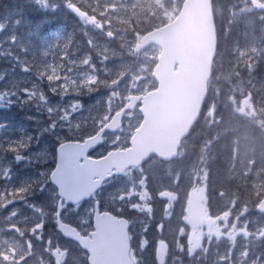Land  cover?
<instances>
[{
	"label": "rangeland",
	"instance_id": "rangeland-1",
	"mask_svg": "<svg viewBox=\"0 0 264 264\" xmlns=\"http://www.w3.org/2000/svg\"><path fill=\"white\" fill-rule=\"evenodd\" d=\"M36 1L38 4L48 10L49 14L53 16L52 18H55L53 14V5L56 0H48L47 4L43 3L42 0ZM145 2L146 0H141V3L144 4ZM181 2L182 0H168L170 10L164 12L159 19L169 20L173 18L177 14ZM135 3H137V0H113L111 2V4L129 6L128 9L120 7L119 10L116 11L117 15L115 17H117V19H114V21L116 22L115 25L122 24V21L118 17H127L128 15H125V12L130 10L131 5ZM233 5L234 6L231 7L233 10L232 17H234L235 19L237 18L238 23L244 20L243 26H240V28L242 29V36L240 37V41H237L238 44L233 45L229 50L233 54L231 60L229 62H221L220 67H218L219 70H217L216 73L218 79L216 80V82H219L218 85L220 87H223V89L226 91V99L234 107V109L242 106L243 101L245 99H248L249 95L251 96V102L256 109L264 108V92L258 93L259 90L255 89L256 87H252L253 82H256L257 79H259L257 68L252 72H249L247 69V65H245L243 62L244 58L240 56L241 51L248 52L254 47L257 49V52L252 53L251 58L256 61L258 59H261V61L264 62V19L261 18L262 16H264V10L252 7L251 0H237V2ZM14 10L12 8L0 5V43L2 39L7 40L10 38V36L15 35V31H17V29H14V27L12 26L18 20L15 13L16 11ZM136 10L138 12L140 11L139 8H137ZM137 28L138 27H136L131 34L124 33L122 30H119L120 28H117V30L115 31L112 30L114 33L113 37H109L106 34L107 32H105V37L101 42H99L97 39L99 37L100 39L103 38L104 33H101L98 36L95 32L93 33L94 38L93 40L91 39L90 46H97L95 49V53L97 56H100L102 61L106 62V71L109 73L110 79H112L114 75L120 72H123L124 75L120 78L117 84L109 87L108 92H104V89L102 91L97 90V86L95 84L93 85V88L95 89L94 91L89 92L86 89L89 92L88 102L86 98L87 94L84 95L83 91H81V88H83L81 86V82L86 80L89 74L94 73V71L89 73L88 69H80V67H85L91 63V60L87 64L81 63V60L85 58L86 55H88L87 53L80 54L79 57H73V53L69 54L67 52L66 54L65 51L53 52L54 48L56 47V43L50 42V36L46 38L36 37L35 45H33L32 42L29 43L26 40V42L23 43L25 46L31 45L35 47L33 55L35 60H37L38 62L36 66L44 69L37 75L30 76L26 72L25 66H32V64L26 63L27 61L25 62L23 57L25 56L26 58V56H28L26 48L23 47L21 49L22 52L15 53L14 51H12V53H10V45L7 44L6 56L11 58V55L14 53L16 54L17 58L12 57V59H9V62H11L10 68H6L3 72H1L0 70V75L7 74L0 76V86H10L9 81L11 79H19V81H23V79H29L30 86H24L25 84L23 83V86L18 88V90L0 89V109L8 110V106H14V104H17V108H20V110H22L25 114V116L22 117V112H17L15 118L12 117L10 122H8V119L6 118H0V142H8L9 144L12 143L13 145L26 143V145H29L32 142L31 139L35 138V148H37V145L40 143L41 139H47V134H44L43 137L40 136L39 127L45 121L50 124L55 113L63 115L65 111H69L71 113L72 120L85 119L87 121H93L102 118L104 121H108L111 117V114L118 110L119 107H121L120 105L123 103V101L126 102L131 94L138 93L140 91L132 90L130 93L127 91L131 83L133 82L134 77L136 78L135 75L137 73H127L124 68L125 66H127L126 64H128L129 66L132 64L130 62L125 63V58L129 59L131 57L129 56V54H132L134 46L142 35V33L137 31ZM116 36V40L121 43L122 47L116 44ZM133 54L135 53L133 52ZM159 54V48L153 46L146 52L140 55H136L133 58L138 60L136 62V65H138L139 69H141L142 67L147 68L150 72L152 64L153 62L156 63ZM31 58L32 55H29L27 57V60H31ZM5 63L7 64L6 60ZM41 73L45 74L41 75ZM94 74L98 76V72ZM49 75H52L54 77L58 76L59 79L49 80L47 78ZM5 77L6 80H2V78ZM151 77H137L136 82L139 85L144 84L147 81L146 88H149L154 85ZM9 78L10 80H8ZM38 78H40L41 82L37 81ZM102 78L104 79L103 76ZM246 80L250 81V88L247 87L246 84H244ZM58 82L61 90L59 91V88H57L55 91L50 90L51 88L54 89L53 83ZM221 90H219V96L221 94ZM58 91L59 93L55 94ZM116 91L121 92V95L119 97L112 95V93ZM237 93L238 95L236 96L235 94ZM229 95L231 96L232 100L229 98ZM219 96L218 92L214 91L213 87L212 93L210 95V102L204 113L205 123L207 127L210 125V116L208 115V109L212 105L216 106ZM233 101L235 102V104L233 103ZM49 109H52L53 111L50 112ZM216 112L217 108L215 113ZM131 113L134 114L135 118L133 116L127 115L126 123L124 126L131 127V131L126 133L120 131L119 139H116L115 144L110 143L107 146L103 147V149L101 150L102 152L106 149L115 148L116 146H124L129 141L133 130L139 125L141 121L136 112ZM12 115L14 116V114ZM237 115V130L243 131L245 136L250 131V128L248 124H244V120L240 119V115L246 116L251 123L256 124L258 127L264 128V123H261V120H264V117L260 116L259 114H257L255 117H250L238 112ZM2 146H4V144H2ZM17 155H13L15 160ZM26 156L28 157V165L25 168L32 167L35 169L34 156ZM11 158V154L0 153V164L4 165L5 162L8 163V165H6L5 167L0 165V177H5L7 171L10 170L9 165L12 162ZM16 162L18 163L19 161L16 160ZM180 163L181 165H179L177 169L180 172L178 173V176L182 178V181L174 183L173 185L165 188L171 187L172 189L177 190L179 192V195L185 196V203L178 204L179 196L177 197L176 195L174 200H169L168 198H166L165 200L168 203L167 208L165 209L166 213L164 218L167 219L170 223L173 222L176 239L178 240L180 238H184L183 240H178V243L182 244L186 242L188 247L199 245L201 242L206 243V233H208L213 228L218 227L221 223L220 221H217L216 216L212 212L217 209H222V205L220 203H216V208L210 211L208 206L206 205L203 192L197 183L199 177L195 176V173H193L191 178H187L186 174L192 171L193 161L187 157H182ZM195 164L199 165V167L205 166L204 162L199 160H196ZM237 167H239V165ZM233 171H235V169H233ZM35 172L36 169L35 171L31 172V175H33V173ZM132 173H128L125 180L123 181L122 179L121 181H123V183L126 182L131 185L134 182L138 183L139 179L145 177L144 171H136L134 172V174ZM262 174L263 173H261L260 176H256L254 170L253 173H249L247 176H244V173L241 172V181H245L246 183H248L246 186H243V192L237 186L236 179L233 178L234 190L239 196L240 203H237V199L235 200L234 204L229 205L231 207V212L229 213L227 221L229 224L235 222L237 225L242 226L243 224L247 223L248 229L251 232L255 233L257 229H259V227L255 223H263L253 213V209L258 202V196L256 195V192H252V182H259L260 179L264 178ZM28 179L29 178L27 176H24L22 178V181H26L27 183ZM26 183L20 182V184L14 185L10 189V194L13 195L15 189L26 186ZM113 186L115 187L116 184L114 183L108 190H111ZM46 187L53 190L50 185H47ZM151 188L152 190H154V187ZM158 188L162 190L165 189L161 186ZM42 191L37 192L36 198H33L31 200V203L37 201L40 205L39 208L43 210L45 208L44 211H52L51 209L53 205L56 206L55 201L51 195H43ZM169 201H171L170 204ZM12 208L13 207L8 208V219L11 220L13 217L15 220H19L20 213L18 212H21V209L15 208V210L18 212H15L16 214L12 215ZM244 208H247V211H245L243 215H241V211ZM124 211L128 213L133 212V218L135 219L134 231L137 233V238L140 239V237L142 236V230L145 228V225L148 224L145 223V219L148 218L149 222L153 218V205L151 215L138 213L135 210H128L127 208L121 211V213H123ZM25 212L28 215L29 221V223L27 224L28 232L24 242H19L21 243L19 245V251H22L24 245H27V242L29 240L32 242L33 247L31 249L32 255L24 262V264H36V261L34 260L35 257L39 258L40 262L41 258H43V264H56V258L52 254V252L50 250L48 252L46 251L51 245H49L48 242L43 241L42 239H38V237L41 235V231L38 229L36 233H33L30 230L36 224L41 223V220L43 218L42 211H35V215L33 216L30 215V212L26 208ZM230 214L235 215V221H232ZM63 218L67 221L77 223L79 227H86L87 230L91 229V220L86 225L82 226L79 225L77 217L71 213H63ZM11 237L12 243H18V237L12 234L10 229H4V226L1 227L0 223V247L4 244V242L8 240L10 241ZM240 238L241 243H243V247L246 246L250 248L253 247V244L250 242L255 241L256 239L255 236L249 237L248 239L240 236L238 237V244ZM238 244L233 249V251L238 249ZM58 245L60 246V248H70L71 250L73 249L72 255L74 258L71 260V264H76L75 260H79L81 253L74 246H72V244H68L64 241H61L60 243L56 242L52 246L55 247ZM241 250L242 249H239L237 252L239 253ZM27 251L29 250L22 251V254ZM177 251L179 252V249Z\"/></svg>",
	"mask_w": 264,
	"mask_h": 264
},
{
	"label": "clouds",
	"instance_id": "clouds-1",
	"mask_svg": "<svg viewBox=\"0 0 264 264\" xmlns=\"http://www.w3.org/2000/svg\"><path fill=\"white\" fill-rule=\"evenodd\" d=\"M47 4L48 0H42ZM170 10L168 0H146L144 7L141 9L138 15H128L127 17H119L122 21V25H127V29L133 28V18H135V25L138 28H146L152 26L154 20L159 19L164 12ZM117 19V17H113ZM121 25V26H122ZM116 25L113 26L115 29ZM91 43V41H90ZM94 46V45H93ZM219 55V53H217ZM86 57H90L86 55ZM81 60L83 63L84 59ZM245 64V63H244ZM257 68V61L251 59V67L247 66L249 72H252ZM142 74L146 77L150 76V72H145L144 68H141ZM217 68L213 64L209 77V88L211 90L212 85L218 79ZM124 75L120 72L110 80L100 78L96 74H89L88 78L81 82V86L87 89L89 92L94 91L93 85L97 87L105 86L112 87L117 84L120 78ZM95 76L94 82H89L90 77ZM75 83V82H73ZM147 81L144 84H137L134 77L133 82L127 91L130 93L132 90L146 89ZM113 96L119 97L120 91L112 93ZM211 95V91L209 92ZM52 112V109H49ZM128 116H134L133 113H127ZM205 123V115L202 111L200 115L193 119L188 131L185 133L183 140L178 146V152L175 154L180 157H187L193 161L192 171L188 172L187 178H191L193 173L199 177L198 186L201 188L206 205L211 211L212 207L216 203L222 205V209H217L213 214L216 216L217 221H220L218 227L210 230L207 235V243L201 242L198 246L184 247L182 244H177L180 255L176 259L180 260V264H264V227L257 229L255 233L248 229L247 223L242 226L237 225L235 222L229 224L228 217L231 212L230 204H234L235 200L239 199L237 192L234 190L233 178H236V182H239L241 172L244 176L249 173L260 176L264 173V138L255 142L254 147H249L247 144L243 145L238 151L240 152L239 167L236 166L235 161L232 167L228 169L227 173L223 176H218L214 171L212 161L213 157L210 155L212 148V141L207 139ZM130 132L131 127H122L119 117L106 122L102 118L93 121H87L85 119L72 120L71 113L65 111L63 115L55 113L52 117V122L49 124L45 121L39 127V134L41 137L47 134V139H41L37 145L36 151L33 153L35 160V169L37 172L35 180L28 185L29 193L36 191L41 192L45 196L51 195L55 201L56 208L54 212L44 211L38 208L37 211H42L43 217H60L61 213H71L77 217L79 225H86L92 218L93 213L97 210L100 203H104L107 208H114L117 212L123 211L125 208L128 210H135L138 213H144L151 215L152 213V201L156 198L152 192V189L144 188L139 179L138 183L118 184L112 187L111 190L106 191L109 185L113 184L114 177L111 173L101 172L96 180H94L90 187L83 193L74 194L68 196L61 192L60 187L58 191H54L46 186L50 183L57 185L52 180L51 173L55 170L56 159L58 149L61 144L70 138L80 140L85 146L90 147L92 150L103 148L108 144H115L116 139H119V132ZM115 138V139H114ZM203 161L205 166L199 167L195 164V161ZM235 169V171H233ZM148 184L147 181L144 182ZM264 178L259 182H252V192L261 191L264 192ZM151 191L150 198L136 200L135 194L140 191ZM163 191L172 192L177 197L179 192L175 189L165 188ZM264 199V198H262ZM85 201H88L87 205ZM171 201H169V204ZM247 211V208L242 209L241 215ZM260 211L264 212V210ZM227 214V215H226ZM41 223H45L42 219ZM134 220L128 219V233L127 241L129 245L130 264H144L142 253L146 249L143 242H149L146 237L141 236L137 243V233L133 230L132 225ZM21 235L24 230L19 229ZM77 231L81 235H87L86 227H78ZM243 236L245 239L255 236V241H251L253 247L250 249L244 247L237 256H233V249L238 244V237ZM214 238V239H213ZM215 244V247H213ZM9 246L16 245L9 244ZM59 246V245H58ZM60 247V246H59ZM257 248L261 250L257 251ZM64 252V260L62 264H71V260L74 258L72 250L70 248H61ZM26 254V253H25ZM79 264H89V256L86 252H81L79 258Z\"/></svg>",
	"mask_w": 264,
	"mask_h": 264
},
{
	"label": "water",
	"instance_id": "water-1",
	"mask_svg": "<svg viewBox=\"0 0 264 264\" xmlns=\"http://www.w3.org/2000/svg\"><path fill=\"white\" fill-rule=\"evenodd\" d=\"M209 5L211 0H188L176 21L147 34L142 40L139 48L151 42L162 47L153 73L159 85L146 95L132 96L113 118L119 117L122 122L125 112L142 101L140 111L144 122L134 134L130 148L92 159L88 158L92 149L83 143H65L59 147V176L74 194L85 192L101 172L112 173L117 169L116 173H121L128 167L141 165L152 154L164 161L177 157L178 146L193 119L200 115L208 93L217 47L216 40L213 54ZM125 221L109 213H99L97 208L96 231L91 233L92 238L84 237L89 242L88 247L80 243L82 235L71 225L63 223L62 232L89 251L90 264H130L129 225Z\"/></svg>",
	"mask_w": 264,
	"mask_h": 264
},
{
	"label": "snow or ice",
	"instance_id": "snow-or-ice-1",
	"mask_svg": "<svg viewBox=\"0 0 264 264\" xmlns=\"http://www.w3.org/2000/svg\"><path fill=\"white\" fill-rule=\"evenodd\" d=\"M72 6L74 8H76V10L80 13L81 17L85 19L86 23L93 22L96 24L97 27L103 28V22L100 19H98V17L96 15H94V14L90 15L87 12L80 11V9L76 5H72ZM251 6L264 10V0H251ZM120 7L128 9L129 6L117 5V4L106 5V9H111L112 11H118ZM143 7H144V4L141 3V0H137V3L131 5L130 10L126 11L125 15H133V16L138 15ZM137 8L140 9L139 12L136 10ZM211 9H212V6L209 5L208 22H209L211 41H212V49H213V54H214L217 38H216L215 16H214ZM100 15L104 16V15H106V12H101ZM261 18L264 19V16H262ZM107 22L109 24V29H111V18H109ZM106 34L109 37H113V35H114L113 31H111V30L107 31ZM65 47H68V45H65ZM139 47H140L139 44L135 45L136 49H139ZM255 52H257V49L254 47L252 49H250L248 52H245V51L240 52V56L244 58L243 62L245 63V65L251 67V59H252L251 54L255 53ZM90 60H91V57H86L84 59L83 63L87 64L90 62ZM44 74L45 73H41V75H44ZM47 78L49 80L59 79L58 76L54 77L52 75H49ZM95 80H96V77L92 76V77H90L89 82H94ZM53 91H55V89H53ZM235 110L241 114L248 115L250 117H255L257 114L264 117V108L256 109L255 106L253 105V103L251 102V96L250 95H249L248 99H245L243 101V105L237 107ZM215 111H216V106L212 105L208 109V115L214 116ZM261 123H264V120H261ZM21 147H27V145L21 143ZM93 151H95V149ZM16 158L19 160L22 157L18 154ZM59 169H60V165L57 164L55 166V170L51 173V178L57 184L60 185L61 192L65 193L71 197L74 195V192L70 188H68L64 184V182L61 180V178L59 176ZM145 181H147V177H143L142 180L140 181V183L144 188L147 189L148 184H145L144 183ZM259 187H264V185H260ZM27 191H28V187H21V188L15 189L13 195L14 196H17V195L22 196ZM260 193H261V191H256L257 196H259ZM158 195L161 198H168L169 200L175 199V195L172 192H168V191H160L158 193ZM150 196H151L150 190L149 191H140V192H137L135 194L136 200L150 198ZM10 202H11L10 200H5L4 204L2 206H7V203H10ZM257 207L261 210H264V199L258 200ZM15 214H16L15 212L12 213V215H15ZM125 224H128V221H125ZM43 227H44V224L39 223V224H36L30 230L33 233H36V231L39 229L41 231V235L38 237V239H42L43 238V236H42ZM57 227L61 231H63L64 224L59 219L57 220ZM11 228H16L17 231H19V228L16 225H10V229ZM77 235L79 236V233H77ZM27 243H28L29 251L25 252L26 254L25 253L21 254L20 252H18L17 248L14 246L8 245L6 248H0V264H24V262L32 255V252H31V249L33 247L32 242L29 240ZM48 243H49V245H51L50 239H49ZM80 243L84 247L89 246V242L83 236L80 237ZM143 243L145 244V247H147L149 244V242H143ZM196 246H198V245H193V247H196ZM49 250L55 256L56 264H61V261L64 260V252L62 251V249L59 246H55V247L50 248ZM167 254H168L167 244H165L163 241H157L156 246H155L156 264H167ZM41 264H43V258H41Z\"/></svg>",
	"mask_w": 264,
	"mask_h": 264
},
{
	"label": "trees",
	"instance_id": "trees-1",
	"mask_svg": "<svg viewBox=\"0 0 264 264\" xmlns=\"http://www.w3.org/2000/svg\"><path fill=\"white\" fill-rule=\"evenodd\" d=\"M4 1H11V0H4ZM17 2H19L21 7V9L20 8L17 9L18 11L17 14L21 15L20 16L21 25L17 28L18 33H21V31H19L20 27H23V29H28V30L34 29V25L36 24L35 21L36 5L31 0H18ZM32 39L34 43V37L31 34L30 42ZM223 44H224V39L223 40L221 39V46ZM34 51L35 48L30 45V47L27 49L28 56L33 55ZM227 54L229 55V52ZM28 56H26L24 60L25 62L27 61L26 63L32 64V66H28V67H33L34 63H32L30 60H27ZM0 60L4 66H9V65L11 66V64L7 65L3 62L4 58H1V54H0ZM259 89H260L259 93L264 92V85L259 87ZM222 92L224 93V91ZM222 101L221 103H218V106L216 107L217 112L215 113V115L210 116L209 118L210 125L205 129L207 139L212 141V145H210V147L212 148L210 155L213 157V161H212L213 169L218 174V176H223L225 173H227L228 169L232 167L235 155L238 154L240 157V152L238 151V149H240L245 144L248 145L250 143V140H252L253 143H255V141H259L262 139L261 137H258V135H252V134L251 135L253 137L250 140L247 139L246 137L243 138L241 133L239 132L240 130H237L238 129L236 125V118L238 117L237 113L234 112L232 109L225 107ZM205 111L206 109L204 110V113ZM237 141H240V143H237ZM152 161L164 165L157 159H153ZM148 178L149 180H152V173H148ZM162 178L164 179V174H162ZM169 179L173 181L174 177L171 176ZM156 215H158V211L156 212ZM158 225H161V221L159 222ZM150 227L152 230L155 231V233H158L157 226L153 227V225L150 224L148 229H150ZM260 227H264V225L260 224ZM261 248H264V245H262ZM261 248H257V251L261 250ZM147 254H149L148 251H143L142 253L144 264H147L146 263V259L148 258ZM235 255L237 256V252ZM151 257L154 258L152 255ZM262 259H264V257H262Z\"/></svg>",
	"mask_w": 264,
	"mask_h": 264
}]
</instances>
